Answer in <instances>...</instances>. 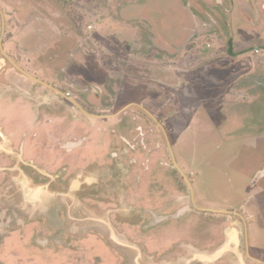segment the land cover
<instances>
[{
  "label": "rangeland",
  "instance_id": "374dc122",
  "mask_svg": "<svg viewBox=\"0 0 264 264\" xmlns=\"http://www.w3.org/2000/svg\"><path fill=\"white\" fill-rule=\"evenodd\" d=\"M40 1L44 3L39 6L41 11L38 13L42 15L43 12V16L48 17L44 18L43 22L46 30H50L47 20L54 17L55 20H52L54 25L61 29L70 28L75 35V45H78L75 47L78 51L74 52L73 57H70L68 52L62 55L61 60L52 59L48 62V58L42 57V64L50 65L55 72H59L54 83L62 86L60 78L64 79L67 76L66 72L59 71L61 66L68 62L66 67L68 73L70 67L78 65L79 61H87L86 68L76 72L93 82L99 79L101 72L104 74L107 89L113 90L115 84L125 79V82L121 83L120 91L127 94L134 92L135 88L130 87L133 85L137 89L138 99L141 100L142 95L149 98V106L174 145V153L177 154L186 172L189 175L194 174L192 176L194 192L200 206L195 210V214L193 209L195 207L191 204L190 194L188 188L183 185L181 174H165L170 183H173V188L185 189L186 195L183 196V201L175 203L174 199H171L173 194L168 196L165 193L166 201H159L155 206L154 202L148 203V208L161 214H173L180 210L176 217L181 219L180 222L168 220L156 234L165 236L169 231L173 234L177 228L180 233L172 238L176 241L175 246L189 244L191 247L194 245L199 248L194 260L198 264H204L202 257L199 258L197 255L211 257L217 250L224 248L230 229L210 231H213L214 224L218 226L220 222L226 221L229 228L238 230L241 245L236 248L238 252L225 251L216 259V263L213 261L210 264H262L249 258L245 225L238 216L233 215L239 213L247 221L251 233V251L264 262V177L262 175L257 178L259 173L264 171V51L249 49L250 46L258 49L257 46L264 45V31L256 33L248 29L249 26L246 27L248 23L242 15L246 0H234L233 30L242 33V36L234 40V54L230 53V36L223 24L226 19L218 14L219 9L214 0ZM224 5L228 7L230 3L225 2ZM57 13H65L64 16L69 17L70 24L65 21L62 23L65 18L58 21L55 16ZM207 14L215 18L208 19ZM215 14L220 18L213 16ZM15 16L18 18V14L15 13ZM147 16L148 19H142ZM120 29L124 30L123 33L115 31ZM129 29L136 30L135 34ZM151 32L154 34L151 35ZM251 35L254 36L250 38ZM179 36L182 38L180 42ZM43 37L44 35H40L34 41L26 40L27 45L28 42H32L30 43L32 45L40 43L44 46ZM54 54L56 57V53ZM28 61L32 62L31 59ZM72 73L75 74L73 70ZM180 74L186 76L184 83L178 78ZM74 83L77 87L70 90L74 93L75 99L89 108L91 98L94 99V96L89 98V95L79 94L82 82ZM57 109L64 110L63 106H58ZM133 113L128 116L126 114L125 117L146 122L151 128L148 131L154 135L153 141L163 143L164 155H169L167 139L155 123L157 121H150L140 111ZM113 148L110 147L106 151L104 158L106 162L113 161L110 155ZM113 178L115 181L111 180V183L105 185L108 192L101 193L108 196L110 202L122 203L129 196L125 197L124 193L121 195L119 187L116 190L119 194H114L115 184L121 183V189L126 192L131 189V184L128 180L120 181L122 178L119 176ZM13 179L17 187L19 205L18 208H6L7 210H2L0 205V223L5 218L15 217L13 211L32 216L38 215L41 211L40 204L34 205V200L24 199V193L27 191L24 184L26 183L30 189H36L35 181L28 178L29 182L23 175ZM4 180L3 186L9 187L8 176L4 177ZM254 180L252 185L254 190L248 192L245 184H252ZM150 183V189L155 191V188H167L166 184H161L162 182L157 179ZM44 189L42 192L47 191V188ZM180 193L181 191H177L175 195ZM63 197L57 198L60 207L64 205ZM41 200L44 206L50 205L55 199L46 200L42 197ZM77 204L82 206L81 202ZM208 207L229 211L231 215L215 213L219 219L215 223L214 219L205 218V214L198 212V209ZM199 213L203 216H199ZM193 214L194 222H190L189 216ZM120 215L123 218L122 222L129 221L128 225L135 229L118 226L115 231L106 224L108 222L102 220L104 226L101 218L97 219L95 215L91 217L99 226L95 231L101 233L112 249L125 258L119 264H190L189 257L171 263L168 260L159 261L152 254L140 249L139 244L146 246V235L149 233L146 226L150 225L153 219L149 209L133 204V210L129 209L128 215L126 213ZM124 215L128 216V220ZM189 231L191 238L195 239L190 243L183 240ZM123 233L130 237L127 239ZM112 235L135 245L137 248H133L137 252V257L134 258V250L114 243ZM223 238V244L215 249ZM197 240L198 243H193ZM189 246H184L186 248L184 252L188 251V254L193 256L194 251L191 253ZM228 247L232 248L234 245L230 244ZM34 250L32 253L36 257H33L34 261L30 264H68L67 261L59 263L53 255L47 256L43 250ZM90 258L93 259V255H90L88 260ZM95 260L97 261L96 257Z\"/></svg>",
  "mask_w": 264,
  "mask_h": 264
},
{
  "label": "flooded vegetation",
  "instance_id": "af4514ba",
  "mask_svg": "<svg viewBox=\"0 0 264 264\" xmlns=\"http://www.w3.org/2000/svg\"><path fill=\"white\" fill-rule=\"evenodd\" d=\"M225 2H229L230 6H225ZM225 2L214 0L219 9L218 14L226 19L223 24L230 36V53L234 54V40L242 36V33L233 30L234 0H225ZM41 3L44 2L0 0V205L2 210L18 208L19 196L13 178L23 175L27 181L28 178H32L37 186L36 189H30L25 183L24 187L27 191L24 193V199L34 200L33 204H40L41 209L38 215L33 214V216L17 214L18 212L13 211L15 217L5 218L0 223V264L33 263V257H36L32 253L34 249L43 250L47 256L53 255L59 263L67 261L68 264H101L102 262L119 264L125 258L112 249L101 233L95 231L99 226L91 217L95 215L97 219L101 218L100 221L108 222L106 224L115 231L118 226L135 229L128 225L129 221L122 222L123 218L120 215L123 213L128 215L129 209L133 210V204L149 209L153 217L151 224L146 226V230L149 231L146 235V246L139 244L142 251L152 254L159 261L168 260L177 263L178 260L189 257L190 264H198L194 257L198 254L199 248L192 243V247L189 244L175 246L176 241L172 238L180 233V230L175 228L173 234L169 231L165 236L156 234L166 221L181 220L176 218L180 210L166 215L147 207L148 203L154 202L155 206L159 201H166L165 193L168 196L173 194L171 199H174L175 203L184 200L185 189L173 188V183H170L165 176L166 173L167 175L180 173L183 185L188 188L191 204L195 207L191 206L194 214L200 207L194 192L192 178L194 174L189 175L186 172L177 154L174 153V145L162 124H159L152 107L149 106V98L142 95L141 100L138 99L137 89L133 85L130 87L135 88L134 92L127 94L120 91L121 83L125 82V79L115 84L113 90L107 89L106 81L103 79L104 74L101 72L96 82L86 80L76 71L86 68L87 61H79L78 65L70 67L68 73L66 68L68 62L61 66L59 71L66 72L67 76L64 79L60 78L62 86H57L54 81L59 76V72H55L50 65L42 64V57L48 58V62L52 59L61 60L62 55L67 52L73 57L74 52L78 51L75 48L78 45H75V35L70 28L61 29L58 25H54L55 23L52 22L55 20L54 17L47 20L50 30H46L43 22L44 18L48 17L43 16V12L42 15L38 13L41 11L39 7ZM15 13L18 14V18ZM64 15L65 13H57L55 16L58 21L65 18L62 23L63 21L69 23V17ZM242 15L248 23L246 25L249 26L248 29L256 33L264 31V0H246ZM213 16L220 18L217 14ZM206 17L215 18L210 14ZM142 19H148V16ZM129 30L135 34L136 30ZM115 31L123 33L124 30ZM153 34L151 32V35ZM40 35H44L42 39L44 46L40 43L32 45L30 44L32 42H28L27 45L26 40L34 41ZM253 36L251 35L250 38ZM181 39L179 36L178 41L180 42ZM254 48L256 51H264V45L257 46L258 49L254 46L249 47V49ZM27 57H30L32 62L28 61L30 59ZM71 70L75 74H71ZM76 74L80 76H75ZM181 74L178 78L184 83L186 76ZM75 81L82 82V90H78L79 94L89 95V98L94 96V99L91 98L89 108L79 103L70 90L77 87ZM58 106H63L64 110L59 111ZM139 111L150 121H157L155 123L167 139L166 147L169 155H164L163 143L153 141L154 135L148 131L151 128L146 122L142 119L125 117L126 114L128 116ZM110 147H114L110 153L113 161L106 162L104 158ZM262 172L257 178L262 175L264 177ZM6 176L9 179V187L3 186ZM115 176L121 177L120 181L128 180L131 184V189L127 192L121 189V183L115 184L114 194H119L116 191L119 187L121 195L124 193L125 197L129 196L122 203L110 202L109 197L101 193V191L108 192L105 185L111 183V180L115 181L113 178ZM156 179L161 181V184H166L167 188H155L156 191L150 189V182ZM255 180L252 184H245L248 192L254 190L252 185ZM44 188H47L46 192H42ZM177 191L181 193L175 195ZM58 196H66L63 197L65 200L61 207L59 203L57 204ZM42 197L46 200H55L50 205L43 206ZM80 202L82 206L77 204ZM240 207L244 209L243 206ZM198 212L205 214V218L214 219L215 223L219 220L216 216L231 215L229 211L210 207L200 208ZM200 213L199 216H203ZM194 214L189 216L190 222L192 217H195ZM126 215L124 217L128 220ZM233 215L238 216L245 225L249 258L264 264L261 258L251 251V233L247 221L239 213ZM227 223L222 221L217 224L218 226L214 224L213 231L210 232L220 231L221 228L223 231L226 228L230 229L223 247L226 248V252L231 250L238 252L236 248L241 245L239 232L235 228H229ZM185 227L187 226H182ZM190 231L183 239L189 243L195 240L194 237L191 238ZM122 235L127 239L130 237L127 233ZM154 236L160 238H153ZM223 242L224 238L213 247L216 245L215 249H218ZM193 243H198V240ZM230 244L234 247H228ZM184 246H189L191 253L194 251L193 256L188 254V251L184 252L186 249ZM90 255L94 258L88 260ZM197 257H205V260L201 258L205 261L204 264L217 261L206 255H197Z\"/></svg>",
  "mask_w": 264,
  "mask_h": 264
},
{
  "label": "water",
  "instance_id": "95a60500",
  "mask_svg": "<svg viewBox=\"0 0 264 264\" xmlns=\"http://www.w3.org/2000/svg\"><path fill=\"white\" fill-rule=\"evenodd\" d=\"M262 174H264V172H262ZM112 236L114 237L116 235H112ZM116 238L117 239H115V237H114V243H116V244H118V245H120V246H122L124 248L130 249V250H134V248L135 249L137 248V247H135V245L133 246V244L127 242L125 239L122 240L121 238H119L117 236H116ZM225 251H226V248L224 247V248H222L220 250H217L216 253L213 256L209 257V258L210 259H218L221 256V254L224 253ZM134 252H135L134 258H136L137 257V252H136V250H134ZM202 259L205 260V257L202 258Z\"/></svg>",
  "mask_w": 264,
  "mask_h": 264
},
{
  "label": "bare ground",
  "instance_id": "6f19581e",
  "mask_svg": "<svg viewBox=\"0 0 264 264\" xmlns=\"http://www.w3.org/2000/svg\"><path fill=\"white\" fill-rule=\"evenodd\" d=\"M114 237H115V239H117L116 236H114Z\"/></svg>",
  "mask_w": 264,
  "mask_h": 264
},
{
  "label": "crops",
  "instance_id": "0c3cea01",
  "mask_svg": "<svg viewBox=\"0 0 264 264\" xmlns=\"http://www.w3.org/2000/svg\"><path fill=\"white\" fill-rule=\"evenodd\" d=\"M220 250V249H219Z\"/></svg>",
  "mask_w": 264,
  "mask_h": 264
}]
</instances>
